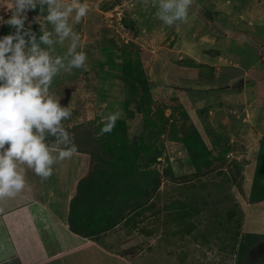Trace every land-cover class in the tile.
I'll use <instances>...</instances> for the list:
<instances>
[{"label":"rangeland","instance_id":"obj_1","mask_svg":"<svg viewBox=\"0 0 264 264\" xmlns=\"http://www.w3.org/2000/svg\"><path fill=\"white\" fill-rule=\"evenodd\" d=\"M81 2L90 11L74 31L81 37L77 51L88 56L86 70L62 72L50 92L72 110L63 123L77 151L87 156L84 175L95 164L84 134H92L109 113L121 112L133 144L144 129L143 114L130 115L124 105L120 64L128 42L141 51L153 110L169 117L168 128L174 123L177 129H197L215 155L229 149L198 172L170 131L154 137L163 154L144 168L158 173L157 188L117 225L91 237L93 242L122 257V264H237L245 234L262 236L257 243H264V199L251 198L264 189V181L255 186L264 137V0H194L187 22L171 27L156 17L151 0ZM7 6L8 0H0L5 20L11 15ZM45 16L29 11L26 26L45 25ZM7 27L0 24V37ZM67 44L54 45L51 54H64ZM47 139L55 143V137ZM67 161L60 162L65 177ZM258 249L248 257L264 252V244Z\"/></svg>","mask_w":264,"mask_h":264},{"label":"clouds","instance_id":"obj_2","mask_svg":"<svg viewBox=\"0 0 264 264\" xmlns=\"http://www.w3.org/2000/svg\"><path fill=\"white\" fill-rule=\"evenodd\" d=\"M194 0H151L158 9L156 17L166 26L186 23ZM47 14L39 28V42L31 22L26 26L29 11ZM8 19L3 25L14 31L0 37V202L14 198L26 186V169L41 180L53 174V165L71 160L77 152L74 137L64 127L72 110L61 106L50 92L54 78L73 69L86 70L87 53L77 51L81 37L74 31L89 14V5L81 0H8ZM74 14V15H73ZM51 25V30L47 25ZM55 36V38H54ZM67 51L53 56L54 45ZM121 112L109 113L95 135L100 139L112 133ZM55 137V143L48 142ZM26 166V168L24 167Z\"/></svg>","mask_w":264,"mask_h":264},{"label":"trees","instance_id":"obj_3","mask_svg":"<svg viewBox=\"0 0 264 264\" xmlns=\"http://www.w3.org/2000/svg\"><path fill=\"white\" fill-rule=\"evenodd\" d=\"M44 7L46 15L47 5ZM38 12L39 8L33 14H39ZM40 27L38 24L32 26L37 33L38 43L39 36L42 35L39 32ZM10 31L11 28L7 27L3 35ZM127 46L131 47L122 49L120 64L127 92L124 105L130 115H134V110L143 114L144 129L135 144L129 140L126 120L121 118L116 122L112 133L100 139H96L95 135L103 126L102 121L92 134H84L86 141L93 144L92 149L87 151L91 153L95 164H92L89 173L79 181L69 215L71 229L83 236L93 237L114 227L124 218L125 213L145 201L155 191L158 173L152 176L150 173L156 170L144 168L145 165H152L163 154L153 141L154 137L170 131L172 139L184 145L198 172L202 171L203 166L209 167L215 159L222 160L223 154L229 151L226 149L220 155H215L195 128L186 129L183 126L177 129L174 123H170L171 128H168L169 117H165L162 110H153L154 98L147 74L142 68L141 51L134 50L133 42H128ZM40 47L43 48L44 44L40 43ZM189 64L197 65L194 62ZM132 104L137 108L131 109ZM181 114L183 118H188L186 111ZM179 132L182 134L179 135ZM258 157L260 169L255 186H262L260 182L264 181V137L260 140ZM260 188L262 190L263 187ZM251 198L253 201L264 199V189L251 195ZM245 236L237 256V264H240L253 245L262 240V236L251 233Z\"/></svg>","mask_w":264,"mask_h":264},{"label":"crops","instance_id":"obj_4","mask_svg":"<svg viewBox=\"0 0 264 264\" xmlns=\"http://www.w3.org/2000/svg\"><path fill=\"white\" fill-rule=\"evenodd\" d=\"M83 153L76 152L82 159L78 163L73 161L74 156L67 161V177L60 172V162L43 181L26 169L24 190L0 202V264H122V257L107 253L91 236L70 227L72 198L79 181L89 173L84 175L88 167ZM251 221L248 224H254ZM263 244L252 247L240 264H264V252L248 257Z\"/></svg>","mask_w":264,"mask_h":264}]
</instances>
